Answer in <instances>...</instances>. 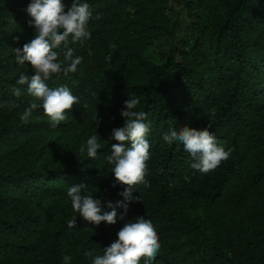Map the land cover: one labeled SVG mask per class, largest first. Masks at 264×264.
Instances as JSON below:
<instances>
[{"label":"trees","instance_id":"trees-1","mask_svg":"<svg viewBox=\"0 0 264 264\" xmlns=\"http://www.w3.org/2000/svg\"><path fill=\"white\" fill-rule=\"evenodd\" d=\"M82 2L92 12L91 39L83 46L69 44L82 63L75 73L54 74L46 81L67 86L79 100L55 128L39 107L27 123L20 120L31 103L40 102L27 94V85L16 84L21 73L34 74L27 62H16L14 52L34 37V29L24 10L30 0H15L13 6L21 38L8 46L11 68L0 72V264H64L66 255L70 264H91L86 251L102 255L123 224L141 215L159 236L161 247L152 264H264V198L259 193L253 198L258 222L238 258L203 232V213L181 209L215 201L232 181L254 189L264 180V0H182L188 25L183 39L174 20L161 22L167 0ZM128 2L143 15L123 19ZM157 34L168 39L158 63L140 56ZM56 51L63 59V45ZM14 87L21 88V97L12 94ZM133 97L140 101L134 110L147 113L144 122L150 128L148 186H136L132 195L140 200L128 203L123 220L120 207L116 224L97 226L73 212L67 189L88 185L85 192L102 200L101 214L111 211L109 202L124 200L119 195L124 186L116 183L105 156L116 143L112 130L124 126L125 101ZM183 126L208 128L219 145L232 149L229 159L207 174L193 169L195 161L181 142L163 140L170 129ZM96 132L102 147L91 159L79 149ZM54 157L59 160L53 162ZM73 216L76 227L69 228Z\"/></svg>","mask_w":264,"mask_h":264},{"label":"clouds","instance_id":"clouds-1","mask_svg":"<svg viewBox=\"0 0 264 264\" xmlns=\"http://www.w3.org/2000/svg\"><path fill=\"white\" fill-rule=\"evenodd\" d=\"M31 18L29 27L34 29L35 35L22 47L14 48L16 62L20 65L26 62L32 69L30 77L24 73L19 75L17 85H27V94L36 101L31 103L20 116L23 123H27L32 112L38 107L48 117L51 127H57L67 119V113L78 103V97L67 86L51 88L46 83L54 74L68 76L77 71V66L82 63L83 57L74 55L75 49L69 44L79 43L83 46L91 39L89 21L92 19L90 5L82 0H71L66 5L62 0H30L24 9ZM97 14L95 19H100ZM20 36L13 38L15 43L20 41ZM63 45V59L61 53L56 51ZM115 48V45H112ZM110 62L111 57H106ZM12 94L19 98L23 94L20 87H14ZM140 103L138 98L127 99L120 115L124 118V126L112 130V139L116 143L111 144L109 155L105 160L112 165V174L117 184L124 186L119 193L124 200L111 202L107 207L111 211L102 213V200L94 198L93 194L86 193L88 185L71 184L67 189V196L71 200L73 212L85 221L99 225L105 222L114 225L117 222V208L122 207L124 212L120 214L123 220L128 210V203L140 200L132 195L137 185L148 186L145 179L147 175V161L150 158L149 124L144 121L147 113L135 111ZM94 124L98 126L97 115ZM100 136L91 135L82 144L79 151L85 153L91 159H96L98 150L101 149ZM163 140L168 144L176 141L182 143L183 148L194 159L191 167L202 174H207L217 169L223 161L229 159L232 152L217 143L213 132L208 128L197 130L183 126L177 130L172 128L163 135ZM127 142V143H126ZM116 185L114 184L113 187ZM76 217L67 221L69 228L76 227ZM116 239L103 249L102 255L92 256L91 251H86L85 256L92 257L91 264H140L141 259L145 264H152L161 247L159 236L150 220L143 215L126 221L116 233ZM64 264H70L71 257L64 256Z\"/></svg>","mask_w":264,"mask_h":264},{"label":"rangeland","instance_id":"rangeland-1","mask_svg":"<svg viewBox=\"0 0 264 264\" xmlns=\"http://www.w3.org/2000/svg\"><path fill=\"white\" fill-rule=\"evenodd\" d=\"M14 4L15 0H0L1 73H5L11 68L12 60L8 54V46L14 43V37L21 36V29L12 15ZM122 13L123 19H137V14L143 15L139 9H136L134 2L125 4ZM160 17L161 22H165L166 25L168 19L174 20L178 38H184L188 25L182 9V0H167L166 9ZM33 35H35V32ZM167 44V36L157 34L155 37H151L148 44L142 46L140 56L152 62H161L166 55ZM89 52L90 50H88ZM96 54V57H98V53ZM101 67L104 68V65L102 64ZM98 75L96 74L95 78H98ZM116 75L119 76V72ZM48 86L55 88V85L48 84ZM51 160L54 162L59 159L54 157ZM256 193L264 198V180H261L254 189L241 188L237 181H232L215 201L208 204L197 203L190 207L185 204L181 209L187 212L188 208H191L189 212L192 214L203 213L205 216L202 223H200L203 232H206L211 240L221 241L229 255L238 258L244 253L252 226L255 222H258L257 210L253 200Z\"/></svg>","mask_w":264,"mask_h":264}]
</instances>
